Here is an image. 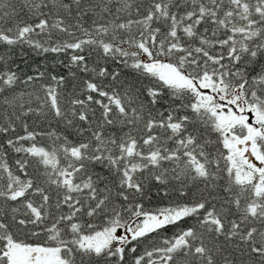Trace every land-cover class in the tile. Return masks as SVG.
<instances>
[{
	"label": "snow or ice",
	"instance_id": "6c2138e0",
	"mask_svg": "<svg viewBox=\"0 0 264 264\" xmlns=\"http://www.w3.org/2000/svg\"><path fill=\"white\" fill-rule=\"evenodd\" d=\"M0 264H264V0H0Z\"/></svg>",
	"mask_w": 264,
	"mask_h": 264
}]
</instances>
